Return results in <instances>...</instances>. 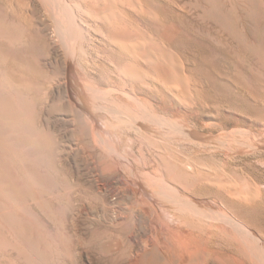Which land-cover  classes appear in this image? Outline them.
<instances>
[{
	"label": "rangeland",
	"instance_id": "obj_1",
	"mask_svg": "<svg viewBox=\"0 0 264 264\" xmlns=\"http://www.w3.org/2000/svg\"><path fill=\"white\" fill-rule=\"evenodd\" d=\"M119 1L137 10L143 6L152 17L156 15L154 19L159 22L152 24L151 30L158 34L152 30L153 37L159 34L168 37L170 49L187 69L185 76L201 89L199 93L191 92V100L186 99L180 83L169 77L175 89L169 98L175 96L172 102L179 104L176 107L182 108L178 109L184 116L175 115V122L188 119V124L187 121L175 123L171 115L158 113V116L154 106L157 99L151 95L147 98L139 94L143 98L135 101L137 105L131 101L134 108L130 102L128 106H114L107 101L111 96L127 100L125 87L113 91L104 86L105 91L95 93L96 101H103L102 106L97 103L88 110L80 108L78 103L73 110L64 106L63 100L60 101L64 97L63 89L55 84L48 90L42 88L49 78L50 82L61 77L54 69L61 60L49 38L54 27L50 14L38 0H26L31 7L28 14L33 11L34 15L29 14L30 21L24 23L9 15L0 0V264H111L110 259L114 260L121 252L123 244L118 232L121 227L118 211L125 204L119 201L117 191L123 186L137 191L138 184H146V178L155 185L158 180L167 179L179 191L184 188L183 194L188 195L191 177L173 167L174 161L177 164L178 160L202 154L210 168L222 169L233 177L226 184L248 181L262 190L263 203L257 208L237 205H234L237 209L231 208L247 219L253 230L264 235V0ZM66 2H75L72 10L88 22L84 31L97 42L94 48L100 50L104 45L103 49H107V42L103 44L100 35L90 30L96 27L93 18L82 13L84 7L78 11V0ZM98 11L96 15L100 16L102 12ZM94 48H89L85 57L97 59L95 63L103 70L111 68L105 51ZM76 52L77 59L83 57ZM81 76L76 67L72 77L78 84H86ZM83 91L92 97L90 90ZM201 104L204 106L200 107ZM192 110L198 115H192ZM97 115L107 120L94 118ZM182 127L186 128L182 130ZM180 134L184 136L180 138ZM202 142L206 150L198 148ZM194 152L201 154L191 156ZM156 157L166 161V165ZM140 158L146 161L153 158L154 162L143 166L138 162ZM7 180L13 183L9 187ZM126 204L129 206L131 201L127 199ZM136 217L139 222L141 217ZM94 229L100 234L94 235ZM99 238L118 247L102 255L92 248ZM135 241H132L134 246Z\"/></svg>",
	"mask_w": 264,
	"mask_h": 264
},
{
	"label": "bare ground",
	"instance_id": "obj_2",
	"mask_svg": "<svg viewBox=\"0 0 264 264\" xmlns=\"http://www.w3.org/2000/svg\"><path fill=\"white\" fill-rule=\"evenodd\" d=\"M25 2L26 0H3L5 10L7 9V11H9L8 13H11L9 15H12V17H15V19L18 18L20 21H23L24 23H28L27 21L28 20L30 21L31 19L29 14L34 15L33 14L34 12L32 11V13L29 12L28 14L29 11L28 8L31 7H29L28 6L29 4H26ZM38 2H40L44 10L50 14V17L53 20L54 27L52 28L53 29L52 31L50 30L51 32L49 34V38L51 40L52 45L54 47H57V52L59 53L61 60V62L59 61V63L56 62L57 65H54V69L57 71L58 74L61 75V77L54 81L51 80L50 82L48 81L50 79L48 77L49 79L46 81V83L43 81V83L45 84L44 86H42V88L45 87V89L48 90L51 87H54L53 84H55V86L57 85L59 88L63 89L64 97L62 99L60 98V101L63 100L64 106L70 109L77 108V103H78L80 104L79 105L80 108H82L83 110H88L89 107L93 108L97 106L98 102L96 101L97 99L94 94L97 92L98 93L101 92L102 91L101 89H103L104 86L113 88V91L114 90L118 91L117 90L118 88L123 89V87H125L127 88L128 91L125 92L124 90L126 89H124L123 90L124 92L123 91L122 92L128 96L127 100H123L121 97L118 96L110 97L108 95L110 98L107 99V101L114 106H119V105L128 106L129 102L131 104V101L135 102L138 100H142L143 97L142 98L138 97L139 94H141L142 96L144 95L147 98L149 95H151V97L152 96L154 97V100L155 98L157 99L156 104H154L157 115L158 113H162L164 116L171 115L173 116L172 118H174V122H175L176 120L174 116L181 115L182 110L178 109L180 107H176L179 104L175 105L176 103H173L174 101L172 102V100L175 99V96H173V99L169 98V94L174 93L173 91L175 90L174 87L170 85L169 81L173 77L176 78V80L180 83L182 89L184 90L186 99H190L192 97L191 92L194 93L201 92L199 86L193 84L190 81V79L185 76L186 75L185 70L187 69L183 67L182 65L183 62L181 64L178 58L174 55L173 51L170 49L171 42L168 39V37L163 34L157 35L156 38L153 37L152 34L153 29L151 30V25L157 24V22L159 21L157 19L156 20L154 19L156 18L155 17L156 15L152 17L151 13L149 14L148 11H145L144 10L145 7L142 6V9L137 10L135 8L129 7L124 1H119V0H78L76 6L78 7V11L82 9V7H84V11L82 13L84 14L87 13L89 16L93 18L95 22L96 29L94 28L95 30L94 29H90V30H93L94 32L96 31V33H94L93 31L92 32L94 34L98 33V35H100L101 40L104 41L103 44L107 42V46H108L107 49L106 48L105 50L103 49L104 45L102 46V49L98 45L100 47L99 48L100 50H97L96 49L97 47L94 48L95 47L94 42L96 41L95 39L92 38L93 36L91 35V37H89V34L87 35L85 33L86 27L84 25L88 22H86L81 17V15L78 14L79 12L75 13L72 10L71 5L73 4L76 5L75 2L73 4L67 3L66 0H38ZM131 2L133 1L130 0L129 3ZM175 4L176 3H174V5ZM132 5H135V3L134 4L132 3ZM138 6L139 4L137 5V7ZM255 6H257V4ZM175 7L177 6L175 5ZM98 10L99 11L101 10L102 12L100 16L96 15L97 14L96 11ZM88 17L86 18L88 19ZM166 18L169 19L168 17ZM29 25L31 24L29 23ZM159 25L161 24L159 23ZM154 33L157 32L154 31ZM38 34L40 35L41 33ZM139 39H142L143 41L140 42ZM50 40H48V42ZM96 40L98 41V39ZM38 43L40 44V41ZM41 44L43 45L44 42ZM89 48H94L96 49V51H101V52L105 51L106 60H109L111 62L109 66L112 65V67L107 68L106 66L103 65V68L105 69L107 68L106 70H103L102 68H100V65H98L99 63L98 64L95 63L97 59L94 61L91 58L85 57L87 55L86 53L89 50ZM94 49L92 52L95 51ZM77 50L80 52L79 54L83 56L81 57L83 58V61L81 60L79 55H77L79 58L78 59L76 58L75 52ZM75 66L77 68L79 67L83 77L87 81L86 84L80 85L77 83L78 81H76L72 77L74 71L76 70ZM76 75L79 76L78 74ZM170 76L173 77L171 78ZM83 77L81 76V78ZM169 77L171 78L170 80ZM85 89L86 90L88 89L93 93L92 97L84 95L83 90ZM180 89L181 88L177 90L179 91ZM71 90L74 92L72 95L70 93ZM103 90L105 91V89ZM177 90L175 92H178ZM103 93H107V92H103ZM99 96L101 97V95ZM178 98L180 99L181 97L178 96ZM150 100H152V98H150ZM101 102L103 103V101ZM202 104L200 105V107L204 106ZM104 105L105 103L103 104V106ZM131 105L132 108L135 107L133 106V104ZM138 105L140 104L138 103ZM60 106L61 108H63V105ZM193 110L191 114L197 116L198 115L197 111L194 112ZM184 111L186 110L184 109ZM181 116L180 118L184 119ZM94 118L97 119L99 118L101 121H104L106 119L98 115L94 116ZM167 118L168 117H166V119ZM184 120L182 122L186 123L188 119H186V121ZM161 122H163V120ZM165 122L168 121L166 120ZM174 122L172 121V123ZM182 122H175V123L179 124ZM164 125H166V123ZM177 128L179 127L177 126ZM185 128L182 127V130ZM179 132L180 130L178 131V133ZM187 134L189 135L188 132ZM187 134L185 133L184 135L186 136ZM199 134L200 133H198V136ZM190 135H192V133ZM183 136L181 135L180 138H182ZM195 137L196 136H194V138ZM199 139H202V137ZM199 139L198 141L200 142H198V144L201 143V140ZM208 141L210 142L209 139ZM195 143L191 145L194 146ZM200 147L205 148L207 146L203 145L202 142V145H199L198 148ZM197 154L196 152H194V154L192 153L191 156ZM202 155L196 156L194 158L187 157L185 160H181V161L178 160L177 158L178 160L177 164H175L176 160L174 161V164L172 163L173 167L178 169V171L182 170L184 174L188 175V177H191L190 182L192 185L190 189L188 188L189 196L187 194L186 195L183 194L182 190L184 188H181L182 190L180 189L181 191H179V189H177L178 186L177 188H175L173 185H170L167 182L166 178H165L166 180L164 179L160 181L158 180L157 182L154 180L156 182V185L153 183V181L151 182V180L149 179L147 180L146 178L145 180L146 184L141 185L142 182L138 184L137 191L131 189V187L128 190V188H125L124 186L121 187L119 190L117 189L118 190L117 197L119 201L122 202L124 201L125 204L122 206L121 211H118L117 209L116 211H114V213L117 211L120 212L119 221L121 222L119 224L121 227L118 232L122 237L121 241L123 242V244L122 247L119 249L121 252L114 258V260L110 259L112 261V263L110 262L111 264H264V237H263L264 235L261 234L263 232H260V234L263 235L261 236L259 232L257 233L255 230L252 229L253 227L252 228L250 227V225L248 224L249 222L246 221L247 219L244 220L243 216L240 217L239 215H237L238 213L236 214L235 212H233L231 208L234 207V205L244 208H252L253 206H256L257 208V205L263 201L262 190L259 189L257 186L248 183V181H246L247 182L246 184L245 183L238 184V182L237 183L234 182V184L233 183L226 184L225 181L234 180L233 177L229 173L223 171L222 169L218 171L210 168L207 165L209 163L205 162L207 160L204 157L205 155L204 156ZM140 159L141 160H139L138 162L142 163L144 166L146 165L147 162L152 163L151 161L154 162V159L158 160L159 157L158 158L156 157L154 159L151 158L148 159L147 161L145 160L146 158L145 159L140 158ZM211 159L212 158H210V160ZM160 161L162 165L163 164L166 165V161L159 159L158 162ZM156 164L157 163H155V165ZM150 165H151L150 167H152V164ZM241 175L244 177L243 174ZM238 177L236 178L237 181L239 178H242V177L239 178ZM6 178L8 179L9 177L7 176ZM248 179H250V177H248ZM120 180L124 182V177L121 175H120ZM245 180L247 179L245 178ZM12 184H10L9 180L6 181V185H8V187ZM111 191H109V193ZM113 192L114 191H112V193ZM127 199L131 201V204H129V206H127L128 203L126 204ZM165 202L166 203L169 202L172 205L171 204L167 205ZM179 213L182 214L189 213V214L188 215L184 214L185 216L184 215L181 216L179 215ZM136 216H139L138 218L141 217V220H138L139 222H137ZM146 218L147 221H145ZM96 222L98 221L96 220ZM99 223H101L100 220ZM146 230L147 232H145ZM91 232L92 231H90V233ZM95 234H100V232L96 233L95 230L94 235ZM107 234L109 233L107 232ZM135 240H137V242ZM132 241L136 242V246H134ZM88 243H89V239H88ZM116 247L115 245H113V243L104 242L103 239L99 238V241H97L92 248L94 249V251L97 250L98 253L104 255V254L112 253L114 251V248ZM93 255L95 256V254Z\"/></svg>",
	"mask_w": 264,
	"mask_h": 264
}]
</instances>
